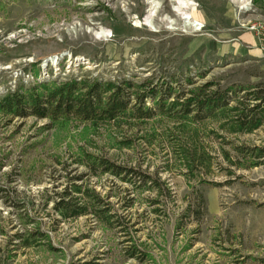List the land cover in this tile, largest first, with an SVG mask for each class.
I'll return each instance as SVG.
<instances>
[{
    "label": "rangeland",
    "instance_id": "rangeland-1",
    "mask_svg": "<svg viewBox=\"0 0 264 264\" xmlns=\"http://www.w3.org/2000/svg\"><path fill=\"white\" fill-rule=\"evenodd\" d=\"M156 1L160 9L149 28L142 24L148 0H0V97L22 82L21 74L38 76L44 61L63 54L90 63L77 80H128L134 97L155 89L157 95L145 99L149 107L165 90L172 93L163 101L168 105L209 83L264 91V50L257 57L226 49L242 32L264 43L258 0H248L243 11L232 0H192L189 13L200 30L184 26L170 0ZM165 16L173 23L161 21ZM101 29L106 37L95 35ZM143 82L146 87L137 88ZM48 125L0 115V196L22 206L0 200V264H264V161L230 166L220 153L223 148L235 158V146H262L264 124L249 134H226L209 120L190 125L195 132L183 141L196 142L212 162L192 173L172 155L169 144L180 135L168 117H123L118 126L95 128L77 121ZM83 154L132 167L160 187L139 188L89 170L75 163ZM81 175L109 204L113 223L91 216L63 220L52 210L49 198ZM26 218L35 223L27 226ZM35 230L45 240L31 247L13 238ZM133 250L136 257H127Z\"/></svg>",
    "mask_w": 264,
    "mask_h": 264
},
{
    "label": "trees",
    "instance_id": "trees-1",
    "mask_svg": "<svg viewBox=\"0 0 264 264\" xmlns=\"http://www.w3.org/2000/svg\"><path fill=\"white\" fill-rule=\"evenodd\" d=\"M145 85L143 82L137 88L146 87ZM214 86L211 83L202 85L190 90L189 96L184 100L179 96L174 97L168 105L163 101L172 93L170 89L167 92L165 90L159 92L161 93L159 100L155 101L153 107H149L145 99L156 96L158 92L151 88L143 95L134 97L129 91L135 87L128 80L115 83L88 77L77 80L76 77L70 76L62 82L53 81L51 84L25 85L20 82L0 97V115L10 120L14 118L46 120L49 122L47 130L54 124L71 121L95 128L102 124L118 126L119 120L123 117L147 121L156 115H162L168 117L179 130V140L176 139L169 144L172 155L187 167V173H192L199 167L209 168L212 162L209 153L197 147L196 142L190 143L189 139L183 141L182 136L195 132L190 125H198L209 120L216 122L220 131L226 134H249L264 124V91L253 90L259 86L237 90L231 87L213 88ZM242 92L245 93L240 95ZM130 103L133 105L129 106ZM218 137L223 139L222 136ZM121 145L128 148L130 144L121 142ZM221 149L222 160L230 166L243 167L245 161H249L248 168L257 167L264 161V143L262 146L233 147L235 158L227 150ZM82 156L84 160L79 158L75 163L84 164L89 170L100 169L101 173H109L123 182L139 183V188L147 184V187L153 190L160 187L157 180H152L147 175L142 177L132 167L117 166L106 159L89 154ZM3 192L0 187V193ZM8 199L9 196H0V200L7 203L8 207L15 206V203ZM49 200L53 204L52 210L63 220L91 216L103 224L113 223L114 215L109 204L99 197L82 175L71 178L70 183L61 192H55ZM45 204H48V200H45ZM154 204H158V201L155 200ZM25 221L27 226L35 223L31 218H26ZM0 235H5L4 229L0 230ZM13 238L19 240L22 247H31L33 243L45 240V234L35 230L15 234ZM135 253V250L128 252L127 257L134 258Z\"/></svg>",
    "mask_w": 264,
    "mask_h": 264
},
{
    "label": "built area",
    "instance_id": "built-area-1",
    "mask_svg": "<svg viewBox=\"0 0 264 264\" xmlns=\"http://www.w3.org/2000/svg\"><path fill=\"white\" fill-rule=\"evenodd\" d=\"M248 6L241 7L240 10H246ZM196 29L200 30L201 24L195 22ZM251 29L256 30V26H252ZM63 59L64 66L61 68L60 63ZM90 68V63L84 58H71L70 55L63 56H51L41 65V72L38 76H32L29 74H21L22 82L24 84H40L48 83L53 81H62L66 80L70 76L77 77L80 69ZM14 82V81H13ZM15 88V85L12 86V89Z\"/></svg>",
    "mask_w": 264,
    "mask_h": 264
},
{
    "label": "bare ground",
    "instance_id": "bare-ground-1",
    "mask_svg": "<svg viewBox=\"0 0 264 264\" xmlns=\"http://www.w3.org/2000/svg\"><path fill=\"white\" fill-rule=\"evenodd\" d=\"M173 2L172 4V12L175 13L176 16H178L184 26H190L196 29V24L192 20V17L189 13L190 9L195 6L194 2L192 0H170ZM238 3L241 7L248 6L249 1L248 0H232ZM148 9L146 11V15L144 19L142 20V24L147 27H153V21L155 17L157 16L159 3L156 0H148ZM161 21L166 22L167 24H172V20L170 17L165 16L161 18ZM139 23V22H137ZM95 35L99 37H106L107 31L101 29L100 31L96 32Z\"/></svg>",
    "mask_w": 264,
    "mask_h": 264
},
{
    "label": "crops",
    "instance_id": "crops-1",
    "mask_svg": "<svg viewBox=\"0 0 264 264\" xmlns=\"http://www.w3.org/2000/svg\"><path fill=\"white\" fill-rule=\"evenodd\" d=\"M258 11L264 12V0H258L257 2ZM261 16V14H257ZM227 51L234 54L251 53V55L261 56L262 49L264 50V43L261 42L260 38L254 34L248 32H242L237 39H234L232 43L227 46Z\"/></svg>",
    "mask_w": 264,
    "mask_h": 264
}]
</instances>
